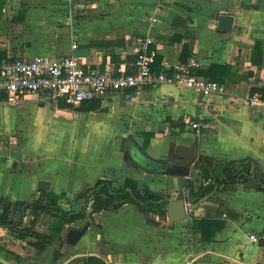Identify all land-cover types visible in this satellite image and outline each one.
Masks as SVG:
<instances>
[{"label": "crops", "instance_id": "1", "mask_svg": "<svg viewBox=\"0 0 264 264\" xmlns=\"http://www.w3.org/2000/svg\"><path fill=\"white\" fill-rule=\"evenodd\" d=\"M72 3L82 14L69 13ZM223 13L234 16L232 30L218 27ZM8 19L10 42L0 41L5 58L73 54L87 71L130 72L138 39L149 35L155 39L151 48L157 49L156 71L170 64L174 76L176 64L196 56L197 75L211 78L206 73L212 67L227 93L202 96L163 84L93 99L100 105L91 110L80 109L83 102L56 107L34 94L16 106H2L0 198L13 204L10 218L22 224L0 226V264H85L89 256L106 264H226L228 258L232 264H264V244L248 237L264 227L263 188L239 182L198 200L191 195L204 182L201 158L205 163L249 158L257 172L264 171V106L247 104L253 90L264 91V0H0V39ZM191 120L199 127L189 128ZM147 134H152L148 144ZM196 136L199 157L188 177L136 160L139 154L158 162L181 161L172 144H192ZM100 178L121 185L133 178L169 200L185 196L187 204L197 205L167 226L159 216L148 220L130 202L90 217L91 198L86 216L67 223L61 237L43 249L37 237L23 231L48 234L55 217L41 213L32 225L35 215L20 210L16 201L52 191L63 209H78L85 200L77 194ZM42 180L48 188L39 186ZM200 219L213 222L206 223L207 236L216 222L222 224L212 239L202 238L195 226ZM87 222L84 235L69 244L68 230Z\"/></svg>", "mask_w": 264, "mask_h": 264}, {"label": "built area", "instance_id": "2", "mask_svg": "<svg viewBox=\"0 0 264 264\" xmlns=\"http://www.w3.org/2000/svg\"><path fill=\"white\" fill-rule=\"evenodd\" d=\"M154 20H156L154 18ZM155 39L149 35L138 39V58L132 71L85 70L82 60L75 55L39 54L33 57H9L0 62V108L16 106L27 95L40 96L46 104L59 106L61 102L78 106L93 99H105L114 92L157 88L169 84L176 88H187L193 93L209 96L227 93L224 83L197 75L199 66L196 56L186 63L176 64L177 74H170L171 65L164 64L160 71L156 63L157 49L151 48ZM72 44V48L77 47ZM249 107L264 106V93L255 91L247 98ZM199 123L191 120L189 128H198ZM251 242L264 244V227L249 235ZM226 264H232L230 258Z\"/></svg>", "mask_w": 264, "mask_h": 264}, {"label": "trees", "instance_id": "3", "mask_svg": "<svg viewBox=\"0 0 264 264\" xmlns=\"http://www.w3.org/2000/svg\"><path fill=\"white\" fill-rule=\"evenodd\" d=\"M5 57L6 53L0 52V62ZM212 70L211 67L210 71L208 70L206 74L210 75L211 79L217 80L214 74H212ZM202 73L204 74V72ZM255 91L261 90H253V92ZM261 92L264 93L263 90ZM99 105V100H90L83 102L79 108L82 110H91L99 107ZM151 137L152 134H147V144ZM175 146V144H172L173 148ZM199 162L204 182L198 190L192 189L191 191V195L197 200L216 189H221L224 186H232L239 182H245L251 186L264 189V171L257 172L255 161L252 159L217 160L215 162L206 161L207 163H205V159L201 158ZM128 188H130V190H128ZM44 195V197L32 201H16L14 203L23 212L30 210L35 215L32 225L37 223V219L41 213H51L55 217L51 232L48 234L36 232L35 230L32 231L31 228L23 230L25 233L33 235L39 239V243H36V245L38 246L39 244L40 249H43L46 243L59 239L67 223H71L76 219L84 218L86 216L88 202L91 198L93 199V202L90 217H92L93 213L130 202L144 212L148 220H151L152 216H159L160 222L167 216V206L169 203V198L167 196L153 192L146 186H141L140 183L133 178H127L122 185L114 183V180L112 179H98L93 186L89 187L84 192L77 194L78 199L85 200V204L78 209H63L58 203V195L52 191L46 192ZM0 205H2V211H0V226L14 228L22 224L21 219L12 220L10 218L11 207L13 205L11 202H8L4 198H0ZM206 223L209 227L213 222L205 219L195 220V226L201 230L202 238L210 240L222 224L216 222L217 224L212 227L211 233L207 236L205 234ZM166 225L171 226V224ZM21 235L23 234L21 233ZM85 264H106V262L102 258L89 256Z\"/></svg>", "mask_w": 264, "mask_h": 264}, {"label": "water", "instance_id": "4", "mask_svg": "<svg viewBox=\"0 0 264 264\" xmlns=\"http://www.w3.org/2000/svg\"><path fill=\"white\" fill-rule=\"evenodd\" d=\"M234 26V16L232 14L223 13L219 16L218 27L222 30H232ZM176 154L181 161L158 162L146 159L144 165L155 168L163 173L171 176L188 177L191 174L193 166L199 157V138L196 136L192 144L176 145ZM49 182L42 180L39 183L41 188H48ZM130 190V188H128ZM160 193V192H159ZM196 203L187 204L186 197L169 200L167 206V218L169 223H176L188 216V211L196 207ZM91 222H87L82 228H70L67 232L66 240L69 244H76L84 235Z\"/></svg>", "mask_w": 264, "mask_h": 264}, {"label": "rangeland", "instance_id": "5", "mask_svg": "<svg viewBox=\"0 0 264 264\" xmlns=\"http://www.w3.org/2000/svg\"><path fill=\"white\" fill-rule=\"evenodd\" d=\"M75 3H72V5L70 6V12L69 13H73L74 14V11L76 12V15H79V14H82V12H81V10L80 9H76V8H74V5ZM77 10V11H76ZM10 24H11V22L9 21V19L7 20V21H5L3 24H1V26H2V29H4L5 31H7L6 33H3L2 35H1V37H3V38H1L0 39V41L2 42V43H7V44H9V42H10V40H6V39H8L9 38V31H10ZM72 24V23H71ZM6 37V38H5ZM5 39V40H4ZM14 41H16V40H14ZM14 41H11V43L13 44L14 43ZM17 56V55H16ZM172 159H176V156H173L172 157ZM181 192V191H180ZM178 196H182V193L180 194H178ZM162 223H164V224H167L168 223V218H167V216H166V218L165 219H163L162 220Z\"/></svg>", "mask_w": 264, "mask_h": 264}, {"label": "flooded vegetation", "instance_id": "6", "mask_svg": "<svg viewBox=\"0 0 264 264\" xmlns=\"http://www.w3.org/2000/svg\"><path fill=\"white\" fill-rule=\"evenodd\" d=\"M146 159H147V158H145L144 156H141V155H139V154H138V156H136V160H138L141 164H142V162H143V166H145L144 163H145V164L147 163ZM145 167H146V168H150V167H147V166H145ZM151 169H153V168H151ZM154 169H155V168H154Z\"/></svg>", "mask_w": 264, "mask_h": 264}]
</instances>
